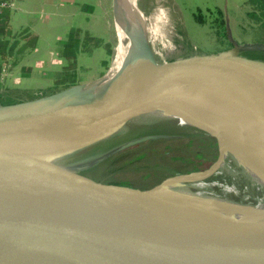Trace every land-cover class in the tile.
Returning <instances> with one entry per match:
<instances>
[{"label": "water", "instance_id": "water-1", "mask_svg": "<svg viewBox=\"0 0 264 264\" xmlns=\"http://www.w3.org/2000/svg\"><path fill=\"white\" fill-rule=\"evenodd\" d=\"M119 3L111 0L110 62L102 75L114 61ZM235 45L156 61L140 72L132 94L79 117L37 123L33 120L48 112L16 109L58 99L67 88L0 105V264H264V223L253 212L255 197H225L189 187L186 178L204 171L210 177L216 159L202 170L168 176L148 187L98 181L55 163L117 134L176 94H194V85L181 83L180 76L234 75L264 94V60L240 53L264 51V43ZM193 127L213 137L218 150L217 131L200 120ZM156 137L129 140L110 153ZM163 191L165 202L151 199ZM194 224L203 232L219 226L238 233L204 236Z\"/></svg>", "mask_w": 264, "mask_h": 264}, {"label": "rangeland", "instance_id": "rangeland-1", "mask_svg": "<svg viewBox=\"0 0 264 264\" xmlns=\"http://www.w3.org/2000/svg\"><path fill=\"white\" fill-rule=\"evenodd\" d=\"M75 1L79 5L83 3L97 5L92 15L78 13L70 21L71 25L86 28L92 34L93 37L87 38V46L92 47L98 40L101 45L100 48L93 51L91 57L84 54L83 67H79L78 71L80 81L78 84H73L86 83L85 89L91 87L90 90H93L103 86L99 85V82H93L106 71L103 61H107L108 65L110 62V54L105 45L108 43L110 47V38L113 36L111 0ZM144 1L147 6V21L144 19L145 26L149 27L148 22L153 16L151 15L153 11L162 12L167 25V28L162 29L163 33H159L153 43L149 45L159 63L179 60L195 54H210L230 50L235 48V44L238 45L237 40L264 42L259 40L262 36L259 28L264 27V12H261V8H264L263 0H172L173 4L167 3V0ZM255 5L260 6L256 7ZM14 12L15 10L12 9V13ZM15 13L21 22L27 16L24 11L19 10ZM216 13L222 16L220 20L222 24L218 25L212 20ZM225 16L228 20L224 19ZM73 19H75L74 22ZM31 22L32 19H30ZM225 22L229 24L231 37L227 36V24L225 25ZM159 26L161 27V25ZM15 27L20 32L17 24ZM125 27V16L119 8L116 17L115 56L111 69L117 58V50L123 39ZM5 31L8 36L12 29L8 25L5 27ZM140 32L147 35L145 30L136 31L134 41L130 44L131 47H128L126 56L122 58L123 64L120 69L123 83L136 80L141 72L142 44ZM111 69L103 77L108 75ZM64 89L65 87L61 90ZM49 94L38 95L36 98ZM5 99L7 102H11L10 99ZM24 101L26 100L17 101V103ZM141 117L144 116L132 120L120 132L107 139L82 150L58 157L57 162L55 159V163L98 181H123L139 187H148L168 176L195 172L193 171L195 168L193 164L199 163V160H202L200 161L202 165L197 168L202 170L211 165L217 158L218 150L215 139L199 128L182 126L163 118L128 128ZM155 135L159 137L152 138V140L147 139L138 145L124 148L113 154L110 153L115 147L129 140ZM107 153L110 154L106 155ZM197 153H205V157L199 158L198 155H195ZM102 156L104 157L99 158ZM232 162L233 160L230 163ZM234 166L235 164L232 165V167Z\"/></svg>", "mask_w": 264, "mask_h": 264}, {"label": "bare ground", "instance_id": "bare-ground-1", "mask_svg": "<svg viewBox=\"0 0 264 264\" xmlns=\"http://www.w3.org/2000/svg\"><path fill=\"white\" fill-rule=\"evenodd\" d=\"M167 3L173 4L172 0H167ZM119 8L125 16V32L117 50V58L112 69L110 67L111 72L93 81L100 80L99 85H103L102 87L90 90L91 87L85 89L86 83L73 85L65 89L58 99L47 103L28 102L17 106L16 109L48 112L33 120L37 123L71 119L83 115L94 106L109 107L110 99L132 94L138 78L134 81L122 82L120 69L123 64L122 58L126 56L128 47L134 41L136 31L145 30L147 35L140 32L141 71L147 67H153L157 58L149 45L159 33H163L162 29L167 28V25L163 13L153 11L151 14L153 16L150 15L151 20L148 22L149 27L145 26L147 6L144 0H120ZM178 81L194 85L195 93L174 95L171 100L164 101L161 108L151 110L128 128L163 118L182 126H197L200 120L217 131L220 142L218 156L213 166L214 172L211 178L208 176L209 171L190 174L186 178L190 182L189 187L206 193L216 192L225 197L246 199L253 195L257 203L253 212L260 217L256 216L257 220L264 223V94L234 75L211 77L184 75L180 76ZM103 137L100 136L94 141ZM232 160L233 162L230 163ZM104 161L106 162L105 159ZM234 164L235 166L232 167ZM165 196V191L158 192L153 194L151 199L165 202ZM213 205L221 206L217 202H213ZM249 208L245 207L247 210ZM243 217L240 219L243 220ZM191 227L198 233L211 237L238 233L234 232V228L219 226L208 232H203L199 224L191 225ZM204 228L208 229V227Z\"/></svg>", "mask_w": 264, "mask_h": 264}, {"label": "crops", "instance_id": "crops-1", "mask_svg": "<svg viewBox=\"0 0 264 264\" xmlns=\"http://www.w3.org/2000/svg\"><path fill=\"white\" fill-rule=\"evenodd\" d=\"M6 1L9 7L2 14L6 13L8 19L0 29L3 51L0 56L5 69L0 95L17 102L78 84V71L79 67H83L84 54L91 57L101 45L98 40L92 47L87 46V38L93 37L92 34L86 28L71 25L70 21L78 13L92 15L97 5H79L75 0ZM12 9L15 12L24 11L26 18L21 22ZM224 19L228 20L227 16ZM226 22V29L230 33ZM8 25L12 31L7 36L5 27ZM252 42L247 40L240 43Z\"/></svg>", "mask_w": 264, "mask_h": 264}, {"label": "flooded vegetation", "instance_id": "flooded-vegetation-1", "mask_svg": "<svg viewBox=\"0 0 264 264\" xmlns=\"http://www.w3.org/2000/svg\"><path fill=\"white\" fill-rule=\"evenodd\" d=\"M264 1V0H263ZM256 7H258V6H260V5H255ZM255 11V10H254ZM264 12V8H261V12ZM219 13H216V15L212 18V20L213 21H215V23L216 24H220L221 22H220V20H221V17L222 16H220V18H219ZM261 26H263V25H261ZM258 28V27H257ZM256 28V29H257ZM259 30L262 32V36L259 38V40H262V41H264V27L262 28H259ZM237 42H238V45H241V44H243V43H240V42H242V41H238L237 40ZM252 43H261V42H255L254 40H253V42ZM262 43H264V42H262ZM241 54H243V55H245V56H248V57H250V58H253V59H261V60H264V51H250V50H246V51H241L240 52ZM150 140H152V139H150ZM140 143H142V142H140ZM140 143H137L136 145H138V144H140ZM135 145V144H134ZM134 145H132V146H134ZM131 147V146H130ZM195 155H198L199 156V158H202V156L203 157H205L204 155H205V153L203 154V153H197V154H195ZM200 161H202V160H199V163L198 162H195L194 164H193V167H195V168H197V167H200L201 165H202V163L200 162ZM204 161V160H203Z\"/></svg>", "mask_w": 264, "mask_h": 264}, {"label": "trees", "instance_id": "trees-1", "mask_svg": "<svg viewBox=\"0 0 264 264\" xmlns=\"http://www.w3.org/2000/svg\"><path fill=\"white\" fill-rule=\"evenodd\" d=\"M2 19L0 21V29H2L3 25L6 23L7 19H8V16L6 13L2 14L1 15ZM222 24V23H221ZM106 46V49L108 51V53L110 54V47H109V44L107 43ZM3 52L2 49H1V44H0V53ZM103 65L106 67L107 69V66H108V62L107 61H103ZM103 74V73H102ZM100 83V80L98 81ZM13 103H16V102H7L5 98H3L2 95H0V105H9V104H13ZM196 170H201L200 168H194L193 171H196ZM115 182V181H114ZM119 183H126V182H123V181H120ZM127 184V183H126Z\"/></svg>", "mask_w": 264, "mask_h": 264}, {"label": "built area", "instance_id": "built-area-1", "mask_svg": "<svg viewBox=\"0 0 264 264\" xmlns=\"http://www.w3.org/2000/svg\"><path fill=\"white\" fill-rule=\"evenodd\" d=\"M9 7V2L6 0H0V21H1V14L4 9ZM0 39H1V33H0ZM2 58L0 56V86L3 85L4 78H5V69L2 65Z\"/></svg>", "mask_w": 264, "mask_h": 264}]
</instances>
